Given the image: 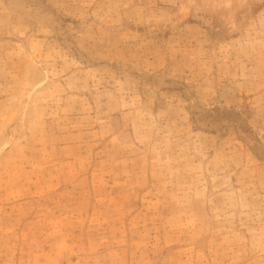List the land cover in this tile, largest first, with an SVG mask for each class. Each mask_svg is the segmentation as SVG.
Returning a JSON list of instances; mask_svg holds the SVG:
<instances>
[{"label":"rangeland","instance_id":"1","mask_svg":"<svg viewBox=\"0 0 264 264\" xmlns=\"http://www.w3.org/2000/svg\"><path fill=\"white\" fill-rule=\"evenodd\" d=\"M0 264H264V0H0Z\"/></svg>","mask_w":264,"mask_h":264}]
</instances>
